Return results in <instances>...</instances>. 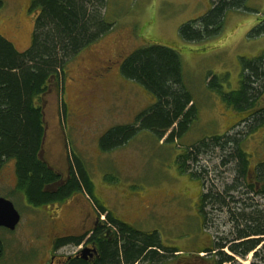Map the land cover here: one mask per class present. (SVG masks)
<instances>
[{"label":"rangeland","instance_id":"1","mask_svg":"<svg viewBox=\"0 0 264 264\" xmlns=\"http://www.w3.org/2000/svg\"><path fill=\"white\" fill-rule=\"evenodd\" d=\"M214 1L106 0L103 18L113 28L70 58L60 84L52 82L43 96L46 137L42 159L48 158L59 167L53 161L54 155L64 151L73 161L77 155L96 198L123 222L148 234L157 232L164 247L179 250L155 264H187V260L191 264H214L208 253H196L211 247L218 236L230 230L226 215H209L211 219L204 225L198 215L202 195L213 185L222 187V178L226 183L231 181L230 171L219 167L220 151L210 148L208 152L215 154L201 159V165L208 168L206 181L180 172L178 157L202 139L211 142L216 135L232 134L229 129L247 115L226 106L207 83L210 76L217 75L223 79L226 92L237 89L241 58L264 51V34L251 35L254 27L264 24V0H245L242 9H230L223 29L212 39L183 40L180 27L205 15ZM36 15L31 0H0V34L25 51L32 41ZM153 44L172 48L181 55L185 86L199 108V116L179 140L166 142L170 133L159 140L155 133L142 130L125 145L103 150L100 139L109 129L134 124L137 116L156 102L143 86L121 72L131 53ZM240 123L238 129L242 128ZM242 143L252 166L264 160V125ZM190 171L200 172L192 164ZM16 184V165L9 161L0 171V196L14 203L24 221L14 232L0 228L5 246L0 264H36L40 254L45 255L43 229L29 220L40 218L37 213L45 210L28 204L25 196L14 189ZM74 198L89 201L91 197L80 192ZM72 209L73 205H66L58 216L63 218ZM72 251L69 248L61 253ZM236 259L240 264H252L254 256L250 253Z\"/></svg>","mask_w":264,"mask_h":264},{"label":"trees","instance_id":"2","mask_svg":"<svg viewBox=\"0 0 264 264\" xmlns=\"http://www.w3.org/2000/svg\"><path fill=\"white\" fill-rule=\"evenodd\" d=\"M105 2L31 0V8L37 15L32 41L25 51L17 49L0 34V171L7 162L14 161L18 191L36 205L51 198H62L61 195L69 197L71 191L96 198L93 184L77 155H74L72 180L58 196H49L45 188L56 176L40 154L46 132L43 96L52 82L60 84L70 58L113 28L103 18ZM244 2L214 1L205 15L180 27V37L188 42L214 38L223 29L228 11L242 9ZM262 34L264 24L251 31L252 36ZM241 68L239 86L233 91L226 92L223 79L217 75L210 76L207 84L226 106L247 114L239 122L242 128L238 129V123L229 129L233 130L230 135L228 132L216 135L210 138L211 142L208 138L202 139L185 148L178 157L180 172L205 180L208 168L201 165V159L214 155L208 152L214 147L221 153L219 167H225L232 176L230 183L222 178V187L211 186L199 199L198 210L205 224L211 219L209 215H226L230 225V230L218 236L211 247L198 252L208 253L214 264H240L236 257L245 258L250 253L254 256L252 264H259L258 260L264 263V202L260 200L264 197V160L252 166L242 143L264 125V51L252 58H241ZM121 72L143 86L156 102L139 114L134 124L109 129L100 139L103 150L125 145L142 130L155 133L159 140L170 133L165 139L167 142L181 139L193 127L199 108L185 86L179 52L159 44L138 48L126 58ZM191 164L200 172L192 173ZM108 218L111 227L117 230V237L113 243L102 245L104 264L106 261L140 264L148 260L155 264L179 251L164 247L157 232L139 231L110 211Z\"/></svg>","mask_w":264,"mask_h":264},{"label":"flooded vegetation","instance_id":"3","mask_svg":"<svg viewBox=\"0 0 264 264\" xmlns=\"http://www.w3.org/2000/svg\"><path fill=\"white\" fill-rule=\"evenodd\" d=\"M108 69L110 70L111 67H108ZM44 161L56 176L53 182L47 184L45 191L49 196H58L61 190H63L73 178L74 162L71 160L70 156H66L64 151L54 155L53 161L59 163V167L55 166L48 158L44 159ZM14 189L18 191L17 184ZM71 193L69 197L61 195L62 198H51L45 202H40L38 205L31 203L30 198L24 195L25 198L23 199H25L28 204L40 210H45L44 212L39 211L37 213V215H40V218L33 216V218L30 217L29 220V222L34 221L43 229V248L45 250V255L43 256L44 253L42 255L40 254L36 264H104L102 245L113 243L117 237L115 233L117 230L111 227L108 215L104 216V214H102L104 212L108 213V207L98 198H89L90 200L88 201L86 198H74L76 195L80 194L79 191H71ZM66 205H73V209L70 210L67 216L60 218L58 214L65 211L63 208ZM78 208L79 210L76 212ZM104 209L107 210L104 211ZM198 215L201 225H204L205 221L200 211ZM23 219V214H21V220L14 230L6 227L0 228L14 232L22 221H24ZM46 232L48 234L45 237ZM0 247L3 253L5 246L1 238ZM69 248L73 249L72 253H61L62 250ZM206 248L208 247L202 250ZM41 250L40 248V252ZM196 254L199 253L197 252ZM186 262L187 264H191L188 260ZM106 264L117 263L106 261ZM142 264L153 263L148 260L142 262Z\"/></svg>","mask_w":264,"mask_h":264},{"label":"water","instance_id":"4","mask_svg":"<svg viewBox=\"0 0 264 264\" xmlns=\"http://www.w3.org/2000/svg\"><path fill=\"white\" fill-rule=\"evenodd\" d=\"M46 137V132L44 139ZM45 140H43V145ZM42 158V155H41ZM21 219L19 211L9 199L0 196V227L14 230Z\"/></svg>","mask_w":264,"mask_h":264},{"label":"crops","instance_id":"5","mask_svg":"<svg viewBox=\"0 0 264 264\" xmlns=\"http://www.w3.org/2000/svg\"><path fill=\"white\" fill-rule=\"evenodd\" d=\"M108 207V206H107ZM108 211L112 212L111 209L108 207ZM113 213V212H112ZM116 217H118V215H116L115 213H113ZM119 218V217H118Z\"/></svg>","mask_w":264,"mask_h":264}]
</instances>
